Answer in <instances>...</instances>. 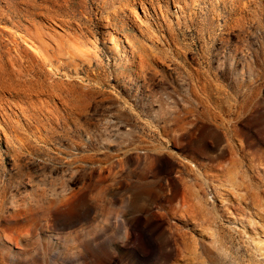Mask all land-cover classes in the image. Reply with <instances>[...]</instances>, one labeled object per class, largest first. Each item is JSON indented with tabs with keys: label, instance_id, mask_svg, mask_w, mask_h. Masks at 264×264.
I'll use <instances>...</instances> for the list:
<instances>
[{
	"label": "rangeland",
	"instance_id": "obj_1",
	"mask_svg": "<svg viewBox=\"0 0 264 264\" xmlns=\"http://www.w3.org/2000/svg\"><path fill=\"white\" fill-rule=\"evenodd\" d=\"M26 1L0 0V10L9 2L27 9ZM42 1L32 17L36 21L46 16ZM186 1L178 20L174 1L161 0L163 27L149 3L145 7L154 18L145 16L140 0H71L61 12L74 27L80 23L98 37L99 58L74 79L79 89L86 84V107L68 124L56 126L40 116L35 125L22 120L18 131L10 125L12 148L0 132V264H162L147 240L126 242L128 225L117 218L128 214L126 201L105 215L94 201L121 186V196L158 190L181 173L185 182L177 201L185 195L183 206L196 204L185 190L193 183L205 207L178 209L157 200L154 210L177 213L170 222L178 227L180 250L166 264H264V1L243 10L217 0ZM137 17L142 28L134 24ZM107 22L116 28L123 53L124 46L130 52V42L140 52H110L102 36ZM142 52L148 62L140 76ZM172 135L182 139L169 143ZM133 147L144 158L115 164L120 151ZM206 148L227 152L214 159ZM147 150L172 157L175 171L170 162L153 161ZM184 157L205 166L192 172ZM69 189L83 190L86 206L71 218L54 204ZM16 207L33 212L23 224L27 236L7 223ZM18 233L22 238L15 240Z\"/></svg>",
	"mask_w": 264,
	"mask_h": 264
},
{
	"label": "bare ground",
	"instance_id": "obj_2",
	"mask_svg": "<svg viewBox=\"0 0 264 264\" xmlns=\"http://www.w3.org/2000/svg\"><path fill=\"white\" fill-rule=\"evenodd\" d=\"M43 1L46 2V6H43V8L45 9L44 12L47 17L44 16L45 18L43 17V20L41 19L39 21L32 18L37 14L35 9L43 5L40 4L39 0H27V9L16 8L9 2L7 10H0V132L4 134L7 146L10 148L13 147L10 125L13 126L14 131H18L17 124L21 123L22 120L29 125H35L37 123L36 120H41V116V118L47 119L52 122V124L60 126L62 124H68L73 114L86 107V84L82 89H79L74 79H81V70H83L86 65H92L99 58V45L95 42L98 40V37L92 33V36L95 37V39H92V36L90 33L86 32L87 30L84 29L82 24L77 22L78 26L74 27L75 25H73L69 15L61 14L63 11H68L71 6V0ZM132 1L134 2L135 0ZM173 1L175 3L176 16L178 20H180V14L178 13L185 14L187 7L185 3L187 1ZM217 1L218 3H230L232 10L234 7L237 10H243L250 7L253 2L258 3L259 0ZM140 3L142 8L145 9L146 17L154 18L152 12L145 7V4L149 3L156 15V24H158V27L164 26L162 25V20H164L167 26L166 13L164 11V6L161 4V0H140ZM136 20L137 22L134 24L142 28L144 24L142 18L137 17ZM116 32L117 30L113 27L112 23L107 22L104 24V34L102 36L106 41L105 45L107 49L117 55L128 53L129 51H126V46L123 47L126 53L121 51L122 46L116 40ZM142 34L146 36L149 33L147 30L146 32L142 30ZM130 43L131 50L128 54L134 56L140 51L138 48H134V45ZM140 55L142 58L141 62L137 64L139 66L137 75L141 76L146 66L143 63L148 61L146 56H143V52L140 53ZM14 91L17 92L16 96L12 94ZM8 93L11 94V97H9ZM184 132H187V128L186 130L184 129ZM191 132L194 131L190 130V135ZM181 136L182 135H172L168 136L166 139L170 141L169 143L172 142L173 144V142H175V144H177L176 142L182 139ZM184 136L186 137V135ZM201 137L203 139V136ZM203 146L201 148H203ZM216 146L218 147V145ZM222 147L224 148V146ZM204 150L205 149H203V151ZM137 151L139 150L136 147L126 151H120L122 154H118V159L117 161L115 160V164L133 162L138 158H142L143 155H139ZM147 151L149 152L148 157L149 155L150 157L152 156L153 161L155 160V162L158 161L159 163L165 161L170 162L173 172L175 171L177 162L175 163V160L171 159V156V158L165 159L166 157L164 158L159 155L160 150L157 154L153 153L156 155H151L152 152L150 151L152 150ZM147 151L145 152L147 153ZM154 151H157V149ZM226 152L227 150L222 148L218 152H216V150L208 151L206 148L208 156L214 157V159L221 158ZM160 153H162V151ZM206 153L204 154L206 155ZM181 160L185 163L186 167L191 168L192 172H198L200 167L205 166V164H198L187 157L181 158ZM100 168L102 170L104 167L101 166ZM96 169L97 167L92 168V174L96 172ZM181 174L182 176L179 175V177L177 175L176 177L172 176L166 178L167 180H164V186L162 183L158 190L156 188L144 189V192L149 195L148 198L143 196L144 192L140 191L138 194H134L133 190L128 191L127 195L121 196V186L120 189L118 188V191L112 192L109 197L104 194L98 200L96 199V201H94L104 215L107 213L112 214L117 210L115 205L126 201L127 207H129L128 214H117V218H123L120 222L128 225L124 232L126 242L134 243L135 240L140 238L147 240L152 247L157 248V257L160 256L162 259L160 261L163 262L162 264H166L167 260L171 259L177 252V236L175 231H177L178 227L176 228L174 226L175 224L170 222L171 216L177 213L156 211L154 209L157 207L156 203L158 199H164L172 208L181 209L190 206L188 203H186V206L182 204V201L185 199L183 197H186L185 195L180 199L181 204L179 203L180 200L179 202L177 201L178 197L181 195L182 187L184 186L182 184L183 186L181 187V183L185 182L183 173ZM122 184L126 185L127 182L123 181ZM187 184L188 181L186 185ZM186 187L185 190L194 196V200H196V204L198 205V207L196 204H192V206L199 208L198 210L200 211L204 209V197L199 195V190L197 191V189H195L193 183L188 184ZM76 190H64L63 194L54 203L57 210L61 211L64 217L71 218L72 215L86 207L84 205V200L80 198L83 190ZM176 201L177 205L175 204ZM87 207L89 209L88 212H90L91 206L88 205ZM186 208L183 210L186 211ZM146 211H151V213H146ZM193 211L196 210L193 208ZM31 215H33V212L29 209L16 207L8 212L7 223L14 225L18 232H25L27 228L26 225L23 224H25V221H28V217ZM99 215L102 216L101 214ZM196 223H198V221H196ZM18 234L15 240L22 238V233ZM25 235L27 236L28 234L26 233ZM36 237L35 233L29 237V253H32L35 248V246L31 247V245H35ZM179 239L178 241H180ZM50 247L56 251L54 246ZM70 251L72 252V250ZM70 251L68 254H70ZM177 254H179V252Z\"/></svg>",
	"mask_w": 264,
	"mask_h": 264
}]
</instances>
